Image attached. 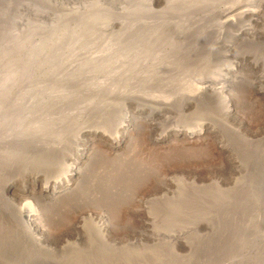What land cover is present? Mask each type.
<instances>
[{
  "label": "rangeland",
  "instance_id": "1",
  "mask_svg": "<svg viewBox=\"0 0 264 264\" xmlns=\"http://www.w3.org/2000/svg\"><path fill=\"white\" fill-rule=\"evenodd\" d=\"M250 2L0 0V118L11 108L19 122L32 109L34 137L58 149L28 147L25 136L1 155L0 264H264V0L246 16L239 5ZM51 51L62 56L48 67ZM120 58L132 62L130 87L117 82ZM85 63L86 72H67ZM233 65L228 115L217 93L195 87ZM201 122L206 132L189 137ZM79 136L90 145L75 184L45 197L41 187L58 179ZM26 188L38 238L20 212Z\"/></svg>",
  "mask_w": 264,
  "mask_h": 264
},
{
  "label": "bare ground",
  "instance_id": "2",
  "mask_svg": "<svg viewBox=\"0 0 264 264\" xmlns=\"http://www.w3.org/2000/svg\"><path fill=\"white\" fill-rule=\"evenodd\" d=\"M245 1V0H244ZM235 2V1H234ZM261 2H262V0H251V2H250V4H248V5H239V7H241V13L242 14H244V15H246V16H252V15H255L256 14V12L257 13H259L258 12V9H259V6L261 5ZM212 6V5H211ZM214 6H216V5H214ZM204 7H206V6H204ZM210 6H208V8H209ZM228 7V6H227ZM232 7V6H231ZM225 8V7H224ZM237 8V7H236ZM203 9V8H202ZM219 10H221L220 8H218ZM209 10H210V8H209ZM225 10V9H224ZM202 11V10H201ZM205 11H207V9L205 10ZM222 11V10H221ZM231 11V10H230ZM239 11V10H238ZM202 12H204V11H202ZM201 13V12H200ZM233 13V12H232ZM237 13V12H236ZM191 14V13H190ZM194 15V14H193ZM192 15V16H193ZM257 15V14H256ZM212 16V15H211ZM118 17V16H117ZM173 18H175V17H173ZM188 18H190V17H188ZM199 18V17H198ZM215 18V17H214ZM136 19V18H135ZM164 19V18H163ZM116 20V19H115ZM165 20V19H164ZM222 20H224V19H222ZM133 21V20H132ZM180 21V20H179ZM184 21V20H183ZM186 21V20H185ZM204 21V20H203ZM225 22H228V23H234L233 21H234V19L232 20V19H229V20H224ZM138 22V21H137ZM166 23H167V20L165 21ZM123 23V22H122ZM121 23V24H122ZM133 23V22H132ZM157 23V22H156ZM169 23V22H168ZM177 23V22H176ZM184 23V22H183ZM124 24H125V22H124ZM124 24H123V26H124ZM178 24V23H177ZM128 25V24H127ZM141 25H143V24H141ZM144 25H146V23L144 24ZM182 25V24H181ZM184 25V24H183ZM148 26V25H147ZM171 26H173L172 24H171ZM180 27V26H179ZM176 29H177V27H175ZM181 28V27H180ZM171 29H172V27H171ZM104 30V29H103ZM122 30H125V29H122ZM248 30V28H242V33L244 32V31H247ZM114 31V30H113ZM250 31V30H249ZM130 32V31H129ZM91 33V32H90ZM95 33H97V32H95ZM119 33V32H118ZM123 33V32H122ZM240 34V33H239ZM244 34V33H243ZM100 35V34H99ZM120 36V35H119ZM122 36V35H121ZM120 36V37H121ZM115 37V36H114ZM139 38V37H138ZM126 39V38H125ZM119 40H121V39H119ZM100 41V40H99ZM184 41V40H183ZM175 42V41H174ZM180 44V43H179ZM41 49V48H40ZM39 49V50H40ZM51 49V48H50ZM132 49V48H131ZM38 50V49H37ZM226 50V49H225ZM53 51V50H52ZM51 51V52H52ZM43 52V51H42ZM46 53H48L49 54V51H45ZM54 52H55V50H54ZM54 52H52V53H50V55L48 56H46V58H44V60H43V62H41V60H39L41 63H45V65L46 66H50V63L51 62H53V58L55 59L56 57L55 56H53V55H55L54 54ZM59 52H60V50H59ZM33 53H35V52H33ZM40 53V52H39ZM45 53V54H46ZM58 53V51L56 50V54ZM153 52H151L150 54H152ZM157 53V52H156ZM168 53V52H167ZM32 54V53H31ZM41 54V53H40ZM44 54V55H45ZM148 54H149V52H148ZM162 54V53H161ZM59 55H60V53H59ZM66 55V54H65ZM122 55V54H121ZM136 55V54H135ZM145 55V54H144ZM147 55V54H146ZM155 55V54H154ZM170 55V54H169ZM168 55V56H169ZM62 56V55H61ZM61 56H59V58L57 59L56 58V60L54 61V65H55V63H58L59 61H60V58H61ZM137 56V55H136ZM171 56H172V54H171ZM170 56V57H171ZM88 57V56H87ZM144 57V56H143ZM161 57V56H160ZM173 57V56H172ZM84 58V57H83ZM132 58V57H131ZM140 58H141V56H140ZM209 58V57H208ZM97 58H92L91 59V61H90V63H91V65H95V60H96ZM160 59V58H159ZM161 59H163L162 57H161ZM169 59V58H168ZM38 60V59H37ZM74 60V59H73ZM80 60V59H79ZM90 60V59H89ZM88 60V61H89ZM151 60H153V59H151ZM166 60V59H165ZM170 60H172V59H170ZM205 60V59H204ZM207 60V59H206ZM147 61V60H146ZM156 61V60H155ZM175 61V60H174ZM118 64H117V67L123 72V74H122V72L119 74V79H118V81L117 82H119V83H121V82H124L127 86H129V84H133V82L135 81H133V80H130V78H131V76H127L126 75V72L128 71V69L130 70H133L132 69V67L130 66V65H128V63H132L131 61H126V60H124V59H122V58H120L119 60H118ZM152 62H154V60L152 61ZM166 62V61H165ZM168 62V61H167ZM182 62V61H181ZM35 63V62H34ZM66 63V62H65ZM70 63V62H69ZM72 63V62H71ZM74 63V62H73ZM78 63V62H77ZM97 64H98V62H96ZM150 63V62H149ZM174 62H172V64H173ZM177 63H179V62H177ZM186 63V62H185ZM184 63V64H185ZM196 63V62H195ZM97 64H96V66H97ZM136 64V62H133V65H135ZM144 64V63H143ZM182 64V63H181ZM191 64V63H190ZM194 64V63H193ZM217 64V63H216ZM37 65V64H36ZM53 65V64H52ZM69 64H67V66H68ZM86 65H88V63H85V64H82L81 66H78V67H73V69H68L67 70V72L70 74H72V72L73 71H75V73L76 74H78L77 73V71H81V72H86L88 69H86L87 68V66ZM91 65H88L89 67L91 66ZM209 65V64H208ZM38 66H40L39 64L36 66V67H33L34 69H35V71H34V73H36L37 72V70L39 69L38 68ZM75 66H77V65H75ZM147 66V65H146ZM145 66V67H146ZM149 66V65H148ZM173 66V65H172ZM188 65H186V67H187ZM190 66V65H189ZM203 66V65H202ZM201 66V67H202ZM234 67L233 68H230V69H227V68H223L222 69V74H219L220 76H217V75H215V76H217V77H215V78H213V77H210V78H207L206 77V75L204 74V73H206V72H204V70H203V74L205 75H203L204 76V78H206L205 80H204V82H199V85H196V87H195V90L196 91H198V90H202L201 92H204L203 91V89L205 90V91H210V92H213L214 94L215 93H217L218 95H217V97H219V98H221V100H222V103L224 104V108H225V111H226V113L228 114V115H230L231 114V112L233 111V109L236 107H232V104H230L229 102H230V100H228V98H227V95H226V92L227 91H229V83H230V81H233V80H231V78L228 76V74H230V72H232V71H234L235 69H237L238 70V67L237 66H235V65H233ZM52 67V66H51ZM92 67V66H91ZM95 66H93V68H94ZM98 67V66H97ZM101 67V66H100ZM104 68H105V66H103ZM136 67V66H135ZM164 67V66H163ZM162 66L160 67V68H163ZM194 67H196V66H194ZM207 67V66H206ZM209 67V66H208ZM211 65H210V69H211ZM72 68V67H71ZM96 68V67H95ZM102 68V67H101ZM118 68H115V69H118ZM138 68V67H137ZM159 68V67H158ZM170 68H172L171 66H170ZM173 68H175V69H179V68H177V65H176V67H174L173 66ZM183 68H185V67H183ZM182 68V69H183ZM198 68V67H197ZM197 68H195V69H197ZM214 68V67H213ZM33 69V70H34ZM51 69V68H50ZM58 68L56 67V66H54V68L49 72L50 74H52V73H54V75L56 76L57 75V73H58V70H57ZM62 69V68H61ZM86 69V70H85ZM99 69V68H98ZM110 69V68H109ZM140 69H142V68H140ZM175 69H174V71H175ZM181 69V68H180ZM188 69H190V68H188ZM192 69V68H191ZM204 69V68H203ZM207 69V68H206ZM205 69V70H206ZM17 70V69H16ZM15 70V71H16ZM54 70H57V71H54ZM92 70V69H91ZM143 70V69H142ZM185 71L187 70V69H184ZM202 70V69H201ZM31 71V70H30ZM97 71V70H96ZM178 71H180V70H178ZM198 71V70H197ZM17 72V71H16ZM45 72V71H44ZM80 72V73H81ZM129 72V71H128ZM171 72V71H170ZM175 72H177V70L175 71ZM174 72V73H175ZM210 72V71H209ZM208 72V73H209ZM212 72V71H211ZM214 72V71H213ZM48 73V72H47ZM68 73H67V78H68ZM74 73V72H73ZM79 73V74H80ZM139 73V72H138ZM138 73H136L137 75H138ZM161 73V72H160ZM167 73V72H166ZM174 73H172V74H174ZM198 73V72H197ZM13 75H14V73H12ZM62 74V73H61ZM76 74H75V76H73V75H71L70 77V79H72L73 78V80H74V78L76 77ZM78 74V75H79ZM83 74V73H82ZM82 74H81V76H82ZM87 74V73H86ZM122 74V75H121ZM186 74V73H185ZM188 74V73H187ZM186 74V75H187ZM189 74H190V72H189ZM77 75V76H78ZM133 76H132V78L133 79H137V78H139V81H138V83L139 82H141L140 81V79H142L140 76H136V75H134V74H132ZM168 75V77H169V74H167ZM175 75V74H174ZM183 75V74H182ZM191 75V74H190ZM196 75V74H195ZM212 75V74H211ZM61 76V75H60ZM59 76V77H60ZM84 76V75H83ZM87 76V75H86ZM147 76V75H146ZM162 76V75H161ZM165 76V75H164ZM170 76H172V75H170ZM167 77V76H166ZM63 78V77H62ZM79 78H80V76H79ZM82 78V77H81ZM80 78V79H81ZM83 78H85V77H83ZM82 78V79H83ZM114 78V77H113ZM112 78V79H113ZM177 78V77H176ZM181 78V77H180ZM180 78H179V80H180ZM202 78V77H201ZM2 78H0V80H1ZM5 79H6V77H5ZM69 79V78H68ZM76 79H78V78H76ZM158 79H159V77H158ZM169 79V78H168ZM173 79V78H172ZM182 79V78H181ZM185 79V77L182 79V80H184ZM198 79V78H197ZM47 80V79H46ZM58 80V79H57ZM85 80V79H84ZM94 80V79H93ZM102 80V79H101ZM110 80V79H109ZM145 80V79H144ZM151 80V79H150ZM160 80V79H159ZM176 80V79H175ZM179 80H176L177 82L179 81ZM182 80H180V81H182ZM188 80V79H187ZM8 81V80H7ZM6 81V82H7ZM51 81V80H50ZM69 81V80H68ZM113 81V80H112ZM143 81V80H142ZM167 81V80H166ZM166 81H165V84H168L169 82H167L166 83ZM170 81H171V79H170ZM190 81V80H189ZM188 81V82H189ZM195 81V80H194ZM200 81H201V79H200ZM60 82H62V81H60ZM60 82H58V83H60ZM67 82V81H66ZM96 82V81H95ZM155 82H157V81H155ZM159 82V81H158ZM176 82V83H177ZM191 83H192V81H190ZM64 83V82H63ZM69 83V82H68ZM80 83V82H79ZM86 83V82H85ZM84 83V84H85ZM112 83V82H111ZM151 83V82H150ZM180 83V82H179ZM202 83V84H201ZM46 84V83H45ZM117 84V83H116ZM140 84V83H139ZM147 84V83H146ZM12 85V84H11ZM47 85H48V83H47ZM50 85H51V83H50ZM86 85H87V83H86ZM105 85V84H104ZM115 85V84H114ZM169 85V84H168ZM179 85V84H178ZM185 85H187V84H185ZM83 86V85H82ZM89 86V85H88ZM117 86V85H116ZM137 86V85H136ZM154 86V85H153ZM189 86H191V85H189ZM195 86V85H194ZM106 87V86H105ZM119 87V86H118ZM121 87V86H120ZM122 87H124V86H122ZM121 87V88H122ZM130 87V86H129ZM142 87V86H141ZM140 87V88H141ZM160 87V86H159ZM163 87L164 86H162V88L161 89H163ZM166 87H167V85H166ZM81 88V87H80ZM113 88V87H112ZM117 88V87H116ZM121 88H120V90H121ZM134 88V87H133ZM138 88V87H137ZM149 88V87H148ZM151 88H153L152 86H151ZM156 88V87H155ZM179 88H180V86H179ZM188 88V87H187ZM190 88H192V87H190ZM1 89V88H0ZM154 89V88H153ZM171 89H173V88H171ZM171 89H168V90H170L171 91ZM184 89H186V88H184ZM189 89V88H188ZM231 89V88H230ZM9 90V89H8ZM93 90V89H92ZM113 90V89H112ZM119 90V91H120ZM124 90V89H123ZM141 90V89H140ZM178 90V89H177ZM183 90V89H182ZM194 90V91H195ZM6 92H8L7 90H5ZM102 91V90H101ZM136 91V90H135ZM157 91V90H156ZM170 91H169V93H170ZM181 91V90H180ZM191 91V90H190ZM193 91V92H194ZM195 91V92H196ZM12 92V91H11ZM84 92V91H83ZM100 92V91H99ZM109 92V91H108ZM113 92H114V90H113ZM173 92V91H172ZM184 92V91H183ZM186 92V91H185ZM199 92V91H198ZM197 92V93H198ZM103 93V92H102ZM129 93V92H128ZM187 93V92H186ZM189 94H190V92H188ZM187 93V94H188ZM197 93H195V94H197ZM230 93V92H229ZM9 94V93H8ZM25 94V93H24ZM34 94H36V93H34ZM60 94H62L63 95V93H60ZM121 94V93H120ZM130 94V93H129ZM153 94H155L154 92H152V94L151 95H153ZM177 95H179L178 93H176ZM193 94V93H192ZM191 94V95H192ZM207 94H209V92L207 93ZM4 95H6V94H4ZM3 95V96H4ZM30 95V94H29ZM48 95V94H47ZM53 95V94H52ZM55 95V94H54ZM64 95H67V94H65L64 93ZM100 95V94H99ZM105 95V94H104ZM103 95V96H104ZM159 95V94H158ZM165 95H169V94H165ZM174 95V94H173ZM191 95H188V98L191 96ZM212 95V94H211ZM25 96V95H24ZM33 96V95H32ZM35 96V95H34ZM38 95H36V97H37ZM42 96V95H41ZM40 96V97H41ZM58 96H59V94H58ZM93 96V95H92ZM161 96H163V95H161ZM181 96V95H180ZM184 96H187V95H185L184 93H183V97ZM193 96V95H192ZM191 96V97H192ZM195 96V95H194ZM199 96V95H198ZM203 96V95H202ZM215 96V95H214ZM5 97V96H4ZM57 97V96H56ZM60 98L62 97V96H59ZM59 97H57L59 100H60V98ZM64 97H66V96H64ZM113 97V96H112ZM128 97V96H127ZM129 97H130V95H129ZM128 97V98H129ZM142 97H143V95H142ZM170 97H172V94H171V96ZM229 97V96H228ZM6 98V97H5ZM32 98V97H31ZM30 98V99H31ZM52 98V97H51ZM57 98H55L54 99V101H56L57 100ZM106 98V97H105ZM122 98V97H121ZM143 98H145V97H143ZM155 98V97H154ZM157 98V97H156ZM163 98H167L166 96L165 97H163ZM187 98V99H188ZM197 98V97H196ZM202 98V97H201ZM204 98V97H203ZM20 99V98H19ZM18 99V100H19ZM23 99V98H22ZM25 99H28V98H26L25 97ZM24 99V100H25ZM100 99V98H99ZM123 99V98H122ZM158 99V98H157ZM174 99V98H173ZM181 99V98H180ZM32 100V99H31ZM47 100H48V97H47ZM51 100V99H50ZM52 100H53V98H52ZM58 100V101H59ZM127 100V99H126ZM167 101H168V99H166ZM171 100V99H170ZM29 101V100H28ZM36 101V100H35ZM65 101V100H64ZM162 101H164V100H162ZM180 101V100H179ZM189 101V100H188ZM193 101H195L194 99H193ZM47 102H49V100L47 101ZM60 102V101H59ZM121 102V101H120ZM40 103V102H39ZM166 103V102H165ZM182 103V102H181ZM191 103H192V101H191ZM218 103V102H217ZM16 104V103H15ZM20 104V103H19ZM22 104H24V103H22ZM31 104H32V102H31ZM30 104V105H31ZM37 104V103H36ZM46 104V103H45ZM123 104V103H122ZM47 105V104H46ZM49 105V104H48ZM119 105H121V103L119 104ZM128 105V104H127ZM130 105V104H129ZM178 105V104H177ZM17 106H18V104H17ZM40 106V105H39ZM38 106V107H39ZM124 106V105H123ZM166 106V105H165ZM34 107V106H33ZM43 107V106H42ZM163 107V106H162ZM130 108V107H129ZM223 108V109H224ZM11 109V108H10ZM10 109H9V111H6V113H5V115H3L1 118H2V120L0 121V158L2 157L1 155L3 154V152H6V150H8V149H10L11 150V145L10 144H14L16 141H18V140H21V138H24L25 136V138L28 140V141H25V142H27V144H25L26 146H28V144H30V145H32V147L34 146H36V145H41L42 146V151L44 150L45 152H47L46 150H55L56 148H55V143H54V141H50L49 142V140L46 142V141H41V140H37V137H34V134L35 133H37L36 131L37 130H39L40 128H41V126H39V124H37L36 123V121L34 120V118H33V112H31V111H29L28 112V110H32V109H28L27 110V113H26V115H25V113H24V115L22 116L21 114H20V116H19V119H21V117L23 118L24 116H25V120H22L21 119V121L19 120V122H18V117H17V115L15 116V114L16 113H13L14 114V116L13 115H11L12 116V118H9L8 116H9V114H12V113H10ZM23 109V108H22ZM38 109V108H37ZM50 109V108H49ZM17 110V109H16ZM26 110V109H25ZM128 110V109H127ZM126 110V114L124 115V121H126L127 120V117L129 116V115H131V113L129 114V112ZM167 110H168V108H167ZM5 111V110H4ZM13 111V110H12ZM159 111V110H158ZM7 112H9V114H7ZM15 112V111H14ZM18 112V111H17ZM21 112H22V110H21ZM37 112H39L38 110H37ZM43 111L41 110V112L39 113V114H41ZM19 113V112H18ZM47 113V112H46ZM33 114V115H32ZM36 114H38V113H36ZM38 114V115H39ZM44 115V114H43ZM231 115H233V114H231ZM35 116H37V115H35ZM60 116H62V115H60ZM14 117V118H13ZM15 117H17L16 119H15ZM41 117H43L42 115H41ZM40 117V118H41ZM0 118V119H1ZM46 120V118H41V121H44V120ZM87 119V118H86ZM40 120V119H39ZM49 120V119H48ZM88 120V119H87ZM123 121V122H124ZM128 121V120H127ZM202 123V122H201ZM199 124L198 123V126H197V128L195 127V128H193V129H189L188 130V136L189 137H193V136H195V135H199V134H202V133H205L206 132V130L208 129V126H206V125H203V123L202 124ZM61 124V121L60 122H57V123H55L54 125H53V128H55L57 125H58V129L59 128H61V127H63V125H60ZM44 125V124H43ZM47 125H49V124H47ZM122 125L123 126H128L129 124H123L122 123ZM196 125V124H195ZM66 126V125H65ZM84 126V125H83ZM40 127V128H39ZM87 127V126H86ZM44 128V127H43ZM4 129V130H3ZM70 129V128H69ZM84 129V128H83ZM87 130H89V129H87ZM53 131V130H52ZM56 131H57V129H56ZM43 132V131H42ZM45 132H47V131H45ZM44 132V133H45ZM58 132V131H57ZM70 132V131H69ZM71 132H72V130H71ZM54 133V132H53ZM56 133V132H55ZM55 133H54V135H55ZM73 133V132H72ZM77 133V132H76ZM81 133V132H80ZM38 134V133H37ZM68 135H69V133H68ZM29 136V137H28ZM38 136H40V135H38ZM46 137H48V136H46ZM50 137V136H49ZM65 137V136H64ZM39 138V137H38ZM114 138V137H113ZM63 139V138H62ZM22 140H25V139H22ZM114 140V139H113ZM124 140V136H123V138L121 137V138H118V139H116L114 142H113V144L112 145H115V144H118V145H120L119 143L121 142V141H123ZM69 141V140H68ZM180 141V140H179ZM76 143H75V145H74V148H73V150H74V153H76L75 154V156H73V155H71V154H67V153H65V154H63L64 155V157H63V165H62V172L60 173V174H57V176H59V177H57L58 179H56L55 181H52L51 183H46L45 185L43 184V188L41 187V189H42V191H39V192H43V193H45L44 194V196L45 197H47V198H57L61 193H63V192H67L69 189H71L72 188V185L73 184H75L74 183V180H75V176H76V174H77V172H78V170H79V165H80V161H79V159H81V157H85V154L87 153V151H88V149H89V145H90V141L89 140H87V139H85V138H83V137H81V136H79L77 139H76V141H75ZM24 143V142H23ZM16 144V143H15ZM60 145H61V143H60ZM10 146V147H9ZM16 146H20L21 147V144L20 145H18V144H16ZM23 147H24V144L22 145ZM69 146V145H68ZM12 147H14V148H16L15 146H13L12 145ZM29 147V146H28ZM31 147V146H30ZM38 147V146H37ZM36 147V148H37ZM221 147V146H220ZM19 148V147H18ZM24 149V148H23ZM27 149V148H26ZM38 149V148H37ZM62 149H65V146H64V148H62ZM12 150H19V149H13L12 148ZM11 150V151H12ZM58 149H56L54 152H56ZM112 150V149H111ZM40 151V150H39ZM53 152V153H54ZM73 152V151H72ZM79 152V153H78ZM89 152V151H88ZM55 156V155H54ZM58 156H59V154H58ZM36 183V182H35ZM13 192V191H12ZM16 192V191H15ZM33 194H34V192H33V189L31 190L30 188H26L25 190L23 189V190H21V191H18L17 192V195H19L20 196V199L23 201V204H22V206L20 205V207H21V215H22V218L24 219V224H26L27 225V227H28V229H27V231L33 236V237H35V238H38V237H40V236H36L35 234H37V233H39L40 232V229H41V227H40V223H39V213H38V209L35 207V205L36 204H38V203H36V204H34L33 203V201H31L30 200V198H31V196H33ZM14 195V194H13ZM30 197V198H29ZM95 211V210H94ZM93 213H95V212H93ZM88 214V213H87ZM83 217H85V216H83ZM80 218V217H79ZM87 219V218H86ZM80 220V219H79ZM83 220H85V218L83 219ZM78 222V221H77ZM42 226H43V224H42ZM78 226H80V225H78ZM25 229V230H26ZM42 231V230H41ZM41 242V241H40Z\"/></svg>",
  "mask_w": 264,
  "mask_h": 264
}]
</instances>
